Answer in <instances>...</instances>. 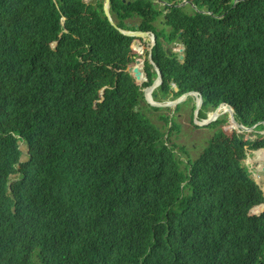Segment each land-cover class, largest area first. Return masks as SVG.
Segmentation results:
<instances>
[{
    "label": "trees",
    "instance_id": "16d2710c",
    "mask_svg": "<svg viewBox=\"0 0 264 264\" xmlns=\"http://www.w3.org/2000/svg\"><path fill=\"white\" fill-rule=\"evenodd\" d=\"M161 1L109 0L118 27L156 37V98L197 91L198 119L229 104L239 124L264 122V0ZM83 2L0 0V264H264V212L248 216L264 195L243 165L264 141L218 129L183 164L168 145L180 125L146 115L160 110L142 94L153 66L136 85L133 38ZM178 37L182 59L160 42Z\"/></svg>",
    "mask_w": 264,
    "mask_h": 264
},
{
    "label": "rangeland",
    "instance_id": "374dc122",
    "mask_svg": "<svg viewBox=\"0 0 264 264\" xmlns=\"http://www.w3.org/2000/svg\"><path fill=\"white\" fill-rule=\"evenodd\" d=\"M85 2V5H88L90 0H81V2ZM103 3L105 0H101ZM161 1V0H160ZM83 2V3H84ZM165 1H161L160 3L155 1L154 2V9L155 10H163V5H165ZM190 2L187 0H182L180 6L184 8L185 11L191 12L190 8ZM104 5V4H103ZM127 24H130L131 26H134L138 24V21L135 19L133 21H127ZM154 29L156 32H159L161 36H163L164 40L166 41V36L168 35V28L164 29L163 22L161 21V17L157 21L154 22ZM163 38H161L163 40ZM138 44L137 46L140 48L139 51L142 52L141 56L145 59L146 51L148 48V45L150 43V36H145L143 38H139L137 40ZM180 46L178 45L177 41L168 44L167 50H178ZM134 47L132 48V50ZM126 64L125 69L130 68L133 60L132 54L129 51L126 58ZM150 63V61H149ZM172 97L165 98V101L172 100ZM196 98L190 97L187 104L182 105L181 110L177 111L175 108H161L159 111H151L147 112L146 115L150 118V120L156 124L159 128L164 125V123L158 118L159 115H168L171 120L173 117V120L180 125V129L178 132L174 131L168 141V145L176 144L175 153L178 159L183 161V164L186 163L187 159L189 161H192L195 159L199 153L202 152L203 148L207 145L208 140L212 137L213 133L216 132L218 129H221L223 133L227 136H231V134H228V130L226 132V126H231L230 122V115L229 113H224L219 117V119L222 120V122L218 125L217 128H207L204 127H195L193 124V104H195ZM179 116V117H178ZM162 128V127H161ZM162 130L166 131V128ZM219 131V130H218ZM234 132V131H233ZM168 135H166L167 138ZM241 140L246 141L248 144L253 145L256 143V141H264V135H260L256 128L253 131H250L248 133H240L239 134ZM183 148V150H181ZM247 149V155L244 160V166L248 168L249 173L251 174L252 179H254L260 186L261 190L264 189V171L262 168L264 167V148L263 151L261 149L256 150H248V147H245ZM20 149L23 152V155L21 157V160L25 159V152L26 148L24 144H20ZM185 150V151H184ZM262 151V152H261Z\"/></svg>",
    "mask_w": 264,
    "mask_h": 264
},
{
    "label": "water",
    "instance_id": "95a60500",
    "mask_svg": "<svg viewBox=\"0 0 264 264\" xmlns=\"http://www.w3.org/2000/svg\"><path fill=\"white\" fill-rule=\"evenodd\" d=\"M103 10H104V14L107 17L109 23L121 34L128 36V37H135V36H140V34L147 35L149 33V32L143 33V32H137V31L123 30L122 28L118 27L116 25V23L113 21L111 15L109 13V0H105L104 5H103ZM153 47H154V43L152 41L151 50ZM181 51H182V49H181ZM180 59H182V55L180 56ZM141 64H142V61L137 60L136 63L134 64V66L127 69V72L129 74H131V76L135 79L136 82H140L142 80V73L140 70ZM151 64L155 68L156 76L153 79L152 84L143 91L145 103L150 105L151 107H155V108H165V107H170V106L175 107L179 103H181L183 100L188 98L189 96H193L196 98L195 109H194V118H195L197 116L198 111L200 110V108L202 106V96L197 91L186 92V93L182 94L179 98H177L173 101H168V102H164V103L163 102H156L153 99V97L151 95L152 91L155 88H157L159 86V84L161 83L162 74H161L159 68L154 64V62L152 60H151ZM103 94H104V90H101L100 91L101 101L103 100ZM223 107L228 110L229 115H230L229 119H230V122L232 123L230 128L226 127V132L228 130V134H231L232 131H235L236 133L249 132L253 128H255L258 124L264 125V122H261V123L254 125L253 127H245V126L239 124L235 120L234 110L231 106H229L228 104H225V105H223ZM220 109H221V106L219 105L216 109L213 110V112H211L207 116V118L205 120L199 121V120L194 119V124L197 125L198 127H203V126H207L208 124L216 121L222 114L225 113L224 111L221 112ZM262 133H264V132H261V134ZM263 212H264V203L253 207L249 211L248 216H254V215L258 216Z\"/></svg>",
    "mask_w": 264,
    "mask_h": 264
},
{
    "label": "clouds",
    "instance_id": "9594fccd",
    "mask_svg": "<svg viewBox=\"0 0 264 264\" xmlns=\"http://www.w3.org/2000/svg\"><path fill=\"white\" fill-rule=\"evenodd\" d=\"M113 19V18H112ZM114 21V20H113ZM115 22V21H114ZM116 23V22H115ZM131 24V23H130ZM130 24H127L128 26H131ZM117 25V24H116ZM134 27L135 28H137V24L136 25H134ZM123 30H125V29H123ZM129 31H137V32H143V33H146L147 31H139V30H129ZM149 34V33H148ZM146 35H144V34H140V36H135V37H132L133 38V40L131 41V45H130V48H129V51L131 52V54H132V48L134 47L133 46V44L136 42L137 44H138V42H137V40L140 38H143V37H145ZM152 36V35H151ZM150 40L151 41H153V43H154V41H155V38L152 36L151 38H150ZM56 42H54L53 44H52V48L54 47L55 48V46H56ZM53 48V49H54ZM137 48L140 50V48L137 46ZM153 49V48H152ZM150 50H151V48H150ZM129 53V52H128ZM152 59L150 58V60L149 61H151ZM153 61V60H152ZM133 62V60L131 61V63ZM150 64H151V62H150ZM155 64V63H154ZM152 65V64H151ZM156 65V64H155ZM132 66H134V64L132 63V65H131V67ZM153 66V65H152ZM157 66V65H156ZM158 67V66H157ZM154 68V67H153ZM159 68V67H158ZM128 69V68H127ZM127 69H126V72H127ZM140 69H141V66H140ZM155 69V68H154ZM142 73V72H141ZM131 75V74H130ZM134 79V78H133ZM154 79V78H153ZM153 81V80H152ZM134 83L136 84V85H139V86H144V84H146V83H148V78H147V76H144L143 75V73H142V80L140 81V82H136L135 81V79H134ZM152 84V82H150L148 85H146V86H144V87H142V94H143V91L146 89V88H148L150 85ZM162 85V81H161V83L159 84V86L157 87V88H159L160 86ZM157 88H155L153 91H152V97H153V99L156 101V102H168V101H165L164 99L165 98H168V97H165V98H163V99H161V100H159V99H157L156 98V95L154 94V92L157 90ZM173 88L174 89H176V87L173 85ZM102 90H104V89H102ZM99 96H100V93H99ZM173 99L172 100H169V101H173V100H175V99H177V98H179V97H177V98H174L173 96H171ZM190 97H193V96H189L188 98H186L185 100H183L181 103H179L177 106H175V107H173V108H175V110H177V111H179V108H180V106H181V104H183L184 102H186L187 101V99H188V101H189V99H190ZM195 98V97H194ZM103 99H104V97H103ZM143 100H144V103H145V99H144V95H143ZM100 102H101V98H100V100H99ZM103 101V100H102ZM202 102H203V100H202ZM145 105H146V103H145ZM148 105V104H147ZM223 105H225V104H221L220 106H221V109H220V111L221 112H227V113H229L228 112V110L226 109V108H224L223 107ZM229 105V104H228ZM150 106V105H149ZM193 106H194V108H193V124H194V119H196V120H199V121H201V120H205V119H198V117L196 116L195 118H194V109H195V104H193ZM230 106V105H229ZM172 106H170V107H165V108H171ZM94 110H95V113H94V116H96L97 114H98V112L100 111V109H96V106H95V104L93 105V107H92ZM223 108L225 109V110H223ZM233 108V107H232ZM161 109V108H160ZM216 109V108H215ZM234 110V109H233ZM199 112V111H198ZM211 112H213V111H211ZM211 112H209L208 114H207V116L211 113ZM197 115H198V113H197ZM223 115V114H222ZM217 120H219V118L217 119ZM216 120V121H217ZM215 122V121H214ZM213 123V122H212ZM258 123H261V122H258ZM258 123H256V124H258ZM211 124V123H210ZM255 124V125H256ZM209 125V124H208ZM207 125V126H208ZM231 125H232V123H231ZM258 125H260V124H258ZM257 125V126H258ZM261 125H263V124H261ZM194 126L195 127H198L197 125H195L194 124ZM206 126V127H207ZM244 126V125H243ZM254 126V125H253ZM253 126H251V127H253ZM256 126V127H257ZM264 126V125H263ZM204 127V126H203ZM226 127H229L230 128V126H226ZM246 127V126H245ZM255 127V128H256ZM255 128H253L251 131H253ZM256 131L260 134V135H264V133H262L261 134V132H264V129L263 130H257L256 129ZM250 132V131H249ZM237 134V135H239L240 133H236L235 131L233 132H231V136H232V134ZM242 133V132H241ZM243 133H248V132H243ZM262 151H263V148H260ZM261 151V152H262ZM264 152V151H263ZM246 155H247V153H246ZM243 165H244V163H243ZM247 170H248V168H247ZM262 170L264 171V167L262 168ZM251 175V174H250ZM254 180V179H253ZM255 181V180H254ZM256 182V181H255ZM256 184L257 185H259L257 182H256ZM259 187L261 188V186L259 185ZM262 191V193H263V195H264V189H262L261 190ZM263 204V203H262ZM260 205V204H259ZM33 257V256H32ZM31 260H32V258H31Z\"/></svg>",
    "mask_w": 264,
    "mask_h": 264
},
{
    "label": "flooded vegetation",
    "instance_id": "af4514ba",
    "mask_svg": "<svg viewBox=\"0 0 264 264\" xmlns=\"http://www.w3.org/2000/svg\"><path fill=\"white\" fill-rule=\"evenodd\" d=\"M96 1H100V0H90V2L91 3H94V2H96ZM104 4V3H103ZM153 26H154V23H153ZM155 27V26H154ZM147 32H149V34H147L146 36H150V38L153 36L154 38H155V41H154V46H155V44H156V37H155V35L153 34V32L152 31H147ZM152 35V36H151ZM180 37H178V39L176 40L177 41V43H178V45L180 46L179 48H178V50L176 51V50H167V47H168V44H166V43H164V41L160 38V42H162L163 43V47H164V50H165V53L168 55V56H170V57H172L173 58V56L172 55H177L178 56V58L177 59H180V56H181V49L183 50V46H182V44L180 43ZM151 46H152V41L150 40V43H149V45H148V48H147V51H146V55H145V59L144 58H142V56H141V54H142V52L141 51H138L137 53L134 51V52H132V58H133V64H135L136 63V61L137 60H139V61H142V64H141V72L143 73V75L144 76H146V73H145V61H146V59H148V61L150 60V58H151V51L152 50H150V48H151ZM151 62V61H150ZM154 71H155V69H153ZM163 99V98H162ZM188 103V99H187V101L186 102H184L183 104H181V106H180V108H179V111L181 110V107H182V105H184V104H187ZM179 117V116H178Z\"/></svg>",
    "mask_w": 264,
    "mask_h": 264
}]
</instances>
